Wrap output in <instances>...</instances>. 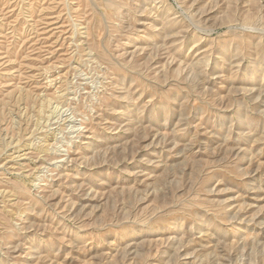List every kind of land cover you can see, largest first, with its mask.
Segmentation results:
<instances>
[{
    "label": "rangeland",
    "instance_id": "1",
    "mask_svg": "<svg viewBox=\"0 0 264 264\" xmlns=\"http://www.w3.org/2000/svg\"><path fill=\"white\" fill-rule=\"evenodd\" d=\"M0 264H264V0H0Z\"/></svg>",
    "mask_w": 264,
    "mask_h": 264
}]
</instances>
